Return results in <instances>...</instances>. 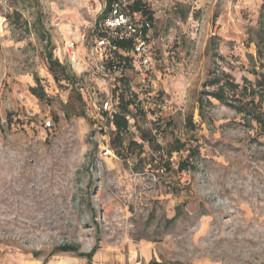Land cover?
<instances>
[{
	"label": "rangeland",
	"instance_id": "obj_1",
	"mask_svg": "<svg viewBox=\"0 0 264 264\" xmlns=\"http://www.w3.org/2000/svg\"><path fill=\"white\" fill-rule=\"evenodd\" d=\"M141 1L150 64L110 67L105 0H0V264H264V135L202 94L264 73V0ZM119 93L123 157L100 109Z\"/></svg>",
	"mask_w": 264,
	"mask_h": 264
},
{
	"label": "trees",
	"instance_id": "obj_2",
	"mask_svg": "<svg viewBox=\"0 0 264 264\" xmlns=\"http://www.w3.org/2000/svg\"><path fill=\"white\" fill-rule=\"evenodd\" d=\"M112 1L113 0H105V6L102 11L103 17L100 19L98 24H100L102 19L108 14ZM128 10L130 13H135L140 20L147 21L150 25V21L152 20L151 13L148 11V9L145 7L141 0H133L128 6ZM114 42L117 45V49L106 51V55L104 57L106 65L110 67H115L117 64H119V61H117L118 58H122V60H125L131 59V57H136L131 53L132 40L130 38L114 40ZM258 51L260 54V49ZM46 58L48 65L51 69L57 68L62 72L64 71L65 67L57 59H52V54L50 51L47 53ZM253 73L256 76L255 81L251 82L250 80L244 77V85L240 87V89H238V84L234 83L232 81V78L228 74L221 73L223 82L220 83V79L216 78L214 81L217 84L216 88L211 91H204L202 92V94H204L206 97H213L219 101H224L227 98L226 90L232 92L230 95L231 98H233L234 95L237 94V97L233 98L236 102V104L233 105L234 108H236V110L242 114L243 118H246L250 121H254L257 124L259 130L261 131V134L264 135V73ZM63 79H65L68 83H74L73 78L71 76L69 77L64 75ZM71 88L73 89V87ZM30 90L32 94L39 98H42L43 91L38 85L30 87ZM76 97L79 100H82V97L79 92H76ZM117 98V105L114 106L115 110L108 113L109 123L113 127L110 131V143L113 146L114 152L118 156L123 157V154H125V152H128L130 148L132 149L133 146H138L139 144L136 141L128 139V147L125 148V151L122 149V135L124 132H127L129 127V116L131 114L130 105L132 104V101L129 98H126L123 93H119L117 95ZM199 101L202 102L201 97H199ZM148 134L149 132L147 130L141 129V139L149 141ZM137 158L138 161L143 160V158L140 157V154L137 155ZM184 168L185 165L183 164V162L179 163L178 170L181 171ZM96 247V245H93L89 251L78 252V254L80 256H85L90 259L93 253L96 251ZM58 249L61 251H78L77 247H75L74 245L66 244L59 246ZM147 264H163V262L150 260Z\"/></svg>",
	"mask_w": 264,
	"mask_h": 264
},
{
	"label": "built area",
	"instance_id": "obj_3",
	"mask_svg": "<svg viewBox=\"0 0 264 264\" xmlns=\"http://www.w3.org/2000/svg\"><path fill=\"white\" fill-rule=\"evenodd\" d=\"M133 0H113L108 14L102 19L100 26L109 32L108 36H100L96 41V46L100 49L101 58H104L106 51L116 50L117 45L114 40L130 38L132 40L131 53L138 57L140 62L145 66L150 64V48L146 42L145 33L149 23L140 20L135 13L128 10L129 4ZM74 42L68 43V54L73 60L74 56L71 50ZM102 111H114V106L110 100L106 99L100 105ZM51 126L50 120L45 121V128Z\"/></svg>",
	"mask_w": 264,
	"mask_h": 264
},
{
	"label": "crops",
	"instance_id": "obj_4",
	"mask_svg": "<svg viewBox=\"0 0 264 264\" xmlns=\"http://www.w3.org/2000/svg\"><path fill=\"white\" fill-rule=\"evenodd\" d=\"M30 264H50L48 262H46V260H39V259H33L31 260Z\"/></svg>",
	"mask_w": 264,
	"mask_h": 264
}]
</instances>
